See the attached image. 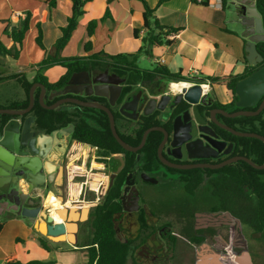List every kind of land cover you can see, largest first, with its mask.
Masks as SVG:
<instances>
[{
    "label": "flooded vegetation",
    "instance_id": "obj_1",
    "mask_svg": "<svg viewBox=\"0 0 264 264\" xmlns=\"http://www.w3.org/2000/svg\"><path fill=\"white\" fill-rule=\"evenodd\" d=\"M246 63L244 72L239 74L244 75L240 80L264 66V62L258 66L250 65L247 60ZM83 71H89L92 79L100 76L106 81L116 74L117 80L122 81L118 98L112 100L97 96L95 87H100V92L115 87L98 81L93 82L91 87L75 85L72 90L79 93L61 94L52 101L49 96L57 91L48 89L45 103L53 105L60 100V106L55 110H76L79 119L81 112L89 109V117H84L99 130V119L107 120V132L113 139L111 136L108 138L115 153L109 152L108 148L74 140V125L56 130L60 131V146L56 145L60 154L57 160L53 159L58 164L57 176L54 184H49L47 191L41 193L44 196L42 202L34 198V207L41 205L42 209L48 208V201L54 196L52 192L58 189L62 205L60 210L69 215L74 207L79 208V214L88 209V217L77 221L75 233H67V239L61 241L69 243L71 248L60 251H81L89 255L90 246H73L70 236L77 239L74 244L86 238L90 232L85 224L98 207H106L105 210L110 211L116 208L112 215L116 237L136 246L135 260L136 254H139L140 264H145L150 255L151 262H148L151 264L162 261L169 264L172 258L169 251H174L178 243L194 249L208 243L217 252L223 250L226 243L231 247V254L244 250V231L249 228L240 220L241 194L238 187L241 176L255 181L254 169L264 171L256 168L264 165V142L248 136L258 134L264 137L258 131L261 119L264 120V94L256 105L240 107L236 91L233 93L221 86L226 95L220 97L215 90L218 86L209 84L208 89L202 90L198 102L192 103L184 92L185 88L192 87L188 84L181 89H173L171 85L179 82H170L150 89L142 82L130 83L128 76L117 73L111 66ZM113 90L116 91L115 88ZM87 93L92 94L88 96ZM1 97L0 110L12 109L8 105L10 103L2 101ZM70 99L109 109L115 130L128 148L116 138L107 111L81 106L69 102ZM10 118L5 117L6 120ZM71 126L72 133L68 136L62 134ZM34 129L53 142L52 135L56 131L43 133L36 128V124ZM255 140L263 144L258 148ZM261 175L264 180V173ZM245 191L253 195L251 189L245 188ZM226 208L236 214H231ZM224 214H229L230 218L222 217ZM60 220H63L61 216ZM163 244L168 249H162ZM184 252L187 253L186 249ZM225 252L228 254V251Z\"/></svg>",
    "mask_w": 264,
    "mask_h": 264
},
{
    "label": "crops",
    "instance_id": "obj_2",
    "mask_svg": "<svg viewBox=\"0 0 264 264\" xmlns=\"http://www.w3.org/2000/svg\"><path fill=\"white\" fill-rule=\"evenodd\" d=\"M56 1V8L50 10L47 0H0V38L7 44V48L13 46V41L4 37V30L8 22L17 24L26 17L27 13L32 14L30 30L25 38L19 59L0 57V92L1 95L2 91L7 93L5 96H0L2 101L24 103L28 99L22 84L23 79L34 83L39 70L38 64L46 58L56 41L62 36L61 29L66 26L68 18L72 15L73 0ZM146 1L150 7L156 9L155 15L161 24L167 27L181 28L180 32L170 36V40L173 41L171 45L153 49L151 58L154 62L167 66L174 73L182 70L187 74L195 69L199 72V76L204 77H229L244 72L247 65L245 40L240 35V26L235 23V18L227 11L228 4H223L221 7L218 0L215 2L211 0L212 5L207 2L198 3L194 0H169L161 5H159L161 0ZM107 2L108 0H92L86 5V13L82 16L78 28L62 51V57H83L97 53L134 54L140 49L142 39L146 34L143 28V3L137 0H114L108 6ZM108 7L111 17L103 21L102 18ZM92 20H98V26L92 38V51L85 53L83 45L88 41L87 27ZM38 23H41L43 29V44L46 51L36 43ZM136 29L140 30L138 38L134 35ZM156 53L159 55L157 56ZM144 57L146 58V56ZM66 71V68L55 65L42 74L50 83H56ZM14 75L17 76L14 77ZM7 97L10 98L7 99ZM40 144H42L43 151L52 150L51 157L57 160L60 154L58 146L53 145V142L48 141L47 138ZM55 193L60 195L58 189L55 190ZM53 198L55 197L52 196L51 199ZM51 199L48 201L49 207L56 203ZM49 207L46 208L50 209ZM59 211L60 209L56 210V213ZM1 218H7L3 232L8 226H11L9 228L12 229H14L13 227L18 228L22 234L33 238L36 237L35 232H39L34 225H30L26 219L20 218L15 213L8 212ZM1 238L2 235L0 236V248H4ZM37 238L39 239V237ZM46 238L50 243H58L53 239ZM230 248V245L225 243L223 250L217 252L211 245L205 243L199 248L195 247L194 262L195 264H231L233 262L235 264H255L254 255L249 250L245 254L239 255L231 254ZM225 250L228 251V254ZM45 251L48 255L56 252L58 258L41 261H55V264L61 263L60 253L63 255L67 253L60 251V248H51L50 251L45 249ZM24 252H26V257L19 258L12 250L5 252L0 249V259H2L0 264H9L10 261L26 263L39 260L36 257H29V251ZM245 256L247 257L245 258ZM87 260L85 262L82 259L80 264H86Z\"/></svg>",
    "mask_w": 264,
    "mask_h": 264
},
{
    "label": "trees",
    "instance_id": "obj_3",
    "mask_svg": "<svg viewBox=\"0 0 264 264\" xmlns=\"http://www.w3.org/2000/svg\"><path fill=\"white\" fill-rule=\"evenodd\" d=\"M92 0H73L72 15L68 18L66 26L62 27V36L56 41L52 50L48 53L46 58L38 64L39 70L34 83L40 82L51 91H59L66 85L70 77L76 73L87 69L105 68L111 66L117 73L128 76L130 83L142 82L150 89H156L163 83L170 82H187L186 74L181 70L179 72H171L167 66L155 62L152 69H141L138 66V61L142 56L153 57V49L156 47L169 46L173 43L170 36L181 31V28L167 27L159 21L156 17V9L150 7L146 0H137L143 3V28L146 31L142 39L140 49L134 54H118L107 55L105 53H97L90 56L65 58L61 56L62 51L67 46L72 38L73 33L79 26V21L86 13L85 7ZM114 0H108V6ZM169 0H161L160 4ZM227 0H223L224 5ZM50 10L56 8V0H47ZM257 8L262 15L264 24V0H257ZM111 17L110 9L102 18L103 21ZM32 14L27 13L26 17L22 18L17 24L8 22L4 30V37L7 40L13 41V46L7 48V44L0 38V57H10L13 60H18L20 53L24 46L25 38L30 30ZM98 20H92L87 27L88 41L84 42L83 49L85 53L92 51V38L94 37ZM38 35L36 43L38 46L46 51L43 44V29L41 23H38ZM140 30L136 29L134 35L138 38ZM259 52L264 56V42L258 45ZM60 65L66 68V73L56 83H50L48 79L43 76V72L48 68ZM17 75H14V77ZM244 75H236L229 77H204L196 79L200 83L207 82L211 86H224L226 90L235 92L238 80ZM34 83H30L23 79L22 84L25 87L28 99L22 103L19 101L9 102V107L12 109H24L29 105L30 89ZM40 89L35 92L36 103L32 110V114L36 117V128L43 133H52L56 130L74 125L73 139L78 142L88 143L94 146H99L102 149H109V152L115 153V149L111 146V136L107 120L99 119L101 129L95 128L84 115L88 116L89 109H84L81 113L80 119L75 111L70 110H48L39 103ZM260 121V117L258 118ZM261 129L259 133L264 134V120L261 119ZM113 139V137L111 136ZM257 147L263 144L259 140ZM264 145V144H263ZM263 161H264V147H263ZM256 178H245L241 176L240 185L238 189L241 194V210L240 220L252 232L262 233V240H264V180L262 175L264 171L255 170ZM245 188L251 189L253 195L251 196L245 191ZM106 208V207H105ZM103 207H98L92 214L90 221L85 224L87 231L86 238L78 245L79 247H87L89 257L86 264H132L135 263L136 246L132 242L124 243L116 237L115 226L112 215L116 212V208L105 210ZM231 214L235 211L226 208ZM236 214V212H235ZM20 217V216H19ZM23 218V217H20ZM27 220V219H26ZM29 222V220H27ZM3 221H0V234L4 229ZM30 223V222H29ZM31 224V223H30ZM40 243L46 250L50 251L51 247L46 237H39ZM195 243V241H194ZM199 243V242H197ZM55 261L45 262L41 260H32L29 262L10 261L9 264H55ZM136 264V263H135Z\"/></svg>",
    "mask_w": 264,
    "mask_h": 264
},
{
    "label": "water",
    "instance_id": "obj_4",
    "mask_svg": "<svg viewBox=\"0 0 264 264\" xmlns=\"http://www.w3.org/2000/svg\"><path fill=\"white\" fill-rule=\"evenodd\" d=\"M227 4L229 6L227 8L228 13L235 18V23L241 28L240 35L245 40L246 60L250 65L258 66L264 62V58L257 48L260 42H264V25L262 15L257 8V0H227L225 5ZM80 77H83V80H80ZM117 78L118 76L113 74L108 81L101 79L100 76L92 79V74L89 71H81L72 75L63 91L51 93L49 99L52 101L61 94L79 93L72 90L75 85H80L85 88L91 87L93 82L101 81L115 87H112L111 90L101 92L99 91L100 87H95V94L114 100L120 94L121 86L119 84L122 82L121 80H117ZM185 84L188 83L185 82ZM37 88L41 89L40 103L45 109L55 110L60 106V100L53 105H47L45 103L48 89L44 84L37 82L31 87L30 103L27 108L0 110V218L6 212L14 211L17 216L29 220L43 235L53 239V241L60 242L64 240L63 238L67 233H75L78 228L77 221L84 220L88 217V209H84L82 214L72 209L67 217L62 216L60 213L63 212L59 211L58 215L63 219L60 221H56L50 212L51 209H49L46 217V225L44 226L45 231L39 222V216L44 208L42 209L41 205L34 207L36 204L34 198L42 202L44 196L41 192H46L48 185L54 184L58 164L51 157L52 150L49 152L42 150V144L40 142L42 143L48 137L39 134L34 129L36 117L33 116L32 110L35 105V91ZM114 88L116 91L113 90ZM202 90L203 87L200 83H195L192 87L185 88L184 92L190 102L196 103ZM235 91L240 98L238 106L247 107L256 105L264 94V66L259 67L255 73L247 78L238 81ZM91 94L87 93L88 96ZM68 101L81 106L100 108L107 111L110 115L112 129L116 138L125 148H128L127 144L121 140L115 130L113 116L109 109L95 103L82 102L78 99H70ZM6 116H10L11 118L6 120ZM72 131L73 126L62 134L68 136ZM147 134L148 132L145 134L144 141ZM52 136L54 138L53 145L60 146V131L54 132ZM248 136L258 138L264 142V137L258 134H250ZM256 168L264 169V165L256 166ZM52 193L54 196L60 197L55 191ZM72 212L76 217H72ZM224 215L222 217L230 218L229 214ZM69 227L73 230L72 232H70ZM257 235L262 236L261 233H257Z\"/></svg>",
    "mask_w": 264,
    "mask_h": 264
},
{
    "label": "rangeland",
    "instance_id": "obj_5",
    "mask_svg": "<svg viewBox=\"0 0 264 264\" xmlns=\"http://www.w3.org/2000/svg\"><path fill=\"white\" fill-rule=\"evenodd\" d=\"M214 2H215V0H214ZM79 23H80V21H79ZM156 55L158 56L159 54L156 53ZM138 66L141 69L149 70V69L154 68L155 62H154L153 58H151V57L145 58L144 56H142L138 61ZM200 78H204V76L201 75ZM215 90L220 95V97H225L226 91L223 87L218 86L215 88ZM5 95H7V93L2 91L1 96H5ZM9 98L10 97H7V99H9ZM6 102H7V100H6ZM91 196H93V195H91ZM56 198H58V197H56ZM51 200L57 202L59 204L60 208L62 207L60 197L58 199L54 198ZM84 208H88V207L86 205H84ZM74 210L77 211V210H79V208L74 207ZM60 211H62L64 213V215L67 217L68 214L66 213V211H64V210H60ZM78 212L79 211H77V213ZM47 215H48V210L45 207V209L42 211V213L39 216V222H40L41 226L46 225ZM0 221L6 222L7 218H0ZM9 227H11V226H8L6 228V231L5 232L2 231L3 234L2 233L0 234V236L2 235L1 243L4 247V248H0V249H3V251L6 252L7 250H12V252L17 254V256L19 258L26 257L25 256L26 252H24V251H29L30 252L29 257H31V258L36 257V259H39V260L58 258V255L55 254L56 252L48 255V253L45 251V248H43V246L41 245L40 240L37 238V237H42V236L45 237L41 232H35L34 231L36 237L33 238L31 236L24 235V233L22 234L21 231L18 230V228L13 227L14 229H12ZM244 232L246 234V236H245L246 247H244V250H242L239 253V255L243 254V253L245 254L247 252V249H248L254 255L255 264H264V240H262V236H259L257 234L255 235L250 229H245ZM63 239L65 240V239H67V237L65 236ZM76 240L71 241V242H73V244H72L73 246H78L82 242V239H80V243L74 244L76 242ZM20 243H22V245H20ZM27 243H28V246H27ZM49 245L52 249L60 248V249L66 250V251H68L71 248L69 243H62L61 241L58 242L57 244H53V243L49 242ZM23 249H24V251H23ZM162 249L165 250L168 248H166V245H164L162 247ZM185 249H186L187 253L184 252ZM169 252L172 254V258L169 261V264H193V262L195 260V249L193 247L187 248V246H185L183 243H180V244L178 243V245L176 246V249H174V251H169ZM182 254L184 256H186V258H184ZM136 255L139 256V254H136ZM180 255L182 256V258H180ZM88 256L89 255L86 252H81V251L74 252V253L67 252L65 255L60 253V262H61L60 264H80L81 263L80 261L82 259H84L86 262ZM138 256H136L135 263H140V261H141V259L137 258ZM150 259H151V255L149 256V258H147V260L144 261L145 264H151L148 262V261H150ZM0 261H2V259H0ZM135 263H132V264H135ZM154 264H167V263H166V261H162V262H156Z\"/></svg>",
    "mask_w": 264,
    "mask_h": 264
},
{
    "label": "built area",
    "instance_id": "obj_6",
    "mask_svg": "<svg viewBox=\"0 0 264 264\" xmlns=\"http://www.w3.org/2000/svg\"><path fill=\"white\" fill-rule=\"evenodd\" d=\"M194 1H196V2H198V3H208L209 5L211 4V0L209 1V0H194ZM219 1V5L222 7V5H223V1L222 0H218ZM212 5V4H211ZM186 77L188 78V81H187V83H188V85H190V86H193V85H195V83H200L199 81H197L196 79H198L200 76H199V72L197 71V70H195V69H193L192 71H190V72H188L187 74H186ZM200 85L203 87V89L204 90H206V88L205 87H209V83H207V82H203V83H200ZM231 264H235L234 262L233 263H231Z\"/></svg>",
    "mask_w": 264,
    "mask_h": 264
},
{
    "label": "bare ground",
    "instance_id": "obj_7",
    "mask_svg": "<svg viewBox=\"0 0 264 264\" xmlns=\"http://www.w3.org/2000/svg\"><path fill=\"white\" fill-rule=\"evenodd\" d=\"M186 84L184 82H179V83H173L171 86L173 87V89H181L183 86H185ZM206 89H208V87H205ZM53 206V207H52ZM52 207V208H51ZM50 209H52V215L53 217L56 219V221H60V217L58 215V213H56V210L60 209V206H58V203L56 202L54 205L50 206ZM62 216H65L63 213H60ZM72 217H76L73 212H72ZM64 218V217H63ZM42 229L45 231L44 229V225L42 226ZM70 232H72L73 230H71V228L69 227ZM71 240H74L73 236H70Z\"/></svg>",
    "mask_w": 264,
    "mask_h": 264
}]
</instances>
